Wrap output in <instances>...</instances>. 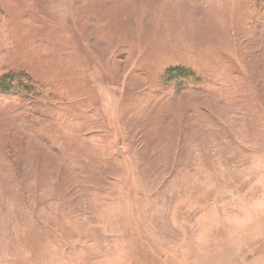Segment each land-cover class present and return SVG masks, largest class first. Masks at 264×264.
<instances>
[{"label": "rangeland", "instance_id": "rangeland-1", "mask_svg": "<svg viewBox=\"0 0 264 264\" xmlns=\"http://www.w3.org/2000/svg\"><path fill=\"white\" fill-rule=\"evenodd\" d=\"M4 78L0 264H264V0H0Z\"/></svg>", "mask_w": 264, "mask_h": 264}, {"label": "trees", "instance_id": "trees-1", "mask_svg": "<svg viewBox=\"0 0 264 264\" xmlns=\"http://www.w3.org/2000/svg\"><path fill=\"white\" fill-rule=\"evenodd\" d=\"M8 82L10 83L11 81H8ZM4 83H7V81L5 80V78L0 81V91H3V92L10 91L12 89V87L11 86H8V84H5L4 87H3L2 85Z\"/></svg>", "mask_w": 264, "mask_h": 264}]
</instances>
